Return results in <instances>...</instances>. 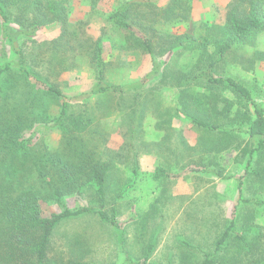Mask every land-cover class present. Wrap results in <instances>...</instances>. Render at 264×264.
Masks as SVG:
<instances>
[{
  "label": "rangeland",
  "instance_id": "374dc122",
  "mask_svg": "<svg viewBox=\"0 0 264 264\" xmlns=\"http://www.w3.org/2000/svg\"><path fill=\"white\" fill-rule=\"evenodd\" d=\"M9 3L12 42L6 44L7 57L0 27V66L6 59L13 69L0 76V160L6 157L11 174L1 169L0 183L11 185L15 195L37 197L40 216L50 217L63 211L54 190L77 177L66 206L102 210L124 230L122 244L119 232L98 214L66 218L50 237V263L131 264L130 257L147 258L146 264H203L210 255L228 264H264V151L246 174L256 140L241 117L242 111L253 116L254 107L228 86L196 77L211 70L215 77L232 78L264 109V29L218 54L230 38L236 8H261L264 23V0ZM123 6L127 29L111 18ZM98 48L106 84L124 87L152 77L141 88L70 101L60 124L61 100L27 83L16 52L48 85L75 96L100 81ZM184 91L224 130L203 135L183 111ZM19 117L28 121L16 124ZM26 139L28 148H16L15 141ZM159 167L173 176L156 178ZM95 169L104 176V202L96 194ZM232 221L247 241L218 247ZM1 238L0 264H6Z\"/></svg>",
  "mask_w": 264,
  "mask_h": 264
},
{
  "label": "trees",
  "instance_id": "16d2710c",
  "mask_svg": "<svg viewBox=\"0 0 264 264\" xmlns=\"http://www.w3.org/2000/svg\"><path fill=\"white\" fill-rule=\"evenodd\" d=\"M243 1L249 2L251 0H240V2ZM9 4V0H0V27L2 28L1 41H3L2 48L7 57L8 55L6 51V44L8 42H12V37L11 39L7 37L10 26L8 16L9 13L7 10ZM241 6H238L236 8L238 10L237 15L235 17H230L231 19L228 25V30L230 31L231 35L229 40L225 44L220 46V49L218 50V54L220 57H223L225 54H227L235 44L248 41L253 32L264 29V23L259 16V13L262 12L261 8L259 10L256 9V11L250 13L246 12V9L241 8ZM111 18L117 26L125 29L130 28V24L126 21V7L123 6L120 10L112 14ZM16 53H18L19 57V66H17L18 72L27 81V83L35 89L49 92L51 95L61 100V116L59 118L60 124L63 122L62 120L69 111L70 101L87 100L94 95L106 94L111 91L125 92L132 88H141L146 84L147 80L152 77V74H150L137 83L124 87H116L106 84L103 78V70L105 65L104 59L101 48H98L96 52V67L99 70L100 81L88 92L81 93L80 95L75 96H67L59 89L48 85L47 81L43 79V77L37 71L30 69L25 63L20 51H17ZM4 62L5 64L0 66V76L13 69V64L11 63V61H6L5 59ZM214 63L215 61L210 64V67L213 66ZM210 71L202 72L201 75L196 77H203L209 84L228 86L241 99L249 102L254 107L253 116H251L248 111H242L241 115L242 120L245 123L247 121L249 129L248 134L250 138L256 140V145L251 147L248 152V163L245 173L249 174V168L253 163L254 157H256L258 153L259 155H261L264 151V109L258 102L253 100L252 93L242 83L232 78L224 79L221 77H215L211 74ZM172 77L178 78V76L175 75ZM189 80L190 79H186L185 82ZM181 100L183 102V111H185L186 114L190 116L192 120H194V123L202 129L203 135L215 131H218L219 133L224 130V128L219 124L210 123L211 112L204 108L203 104L201 105L199 102L195 101L192 93L184 91V93H182ZM18 120L20 121L16 124L25 123L28 121L27 119H25V117H19ZM7 125L8 127L6 129L8 130L13 127L12 125ZM20 127L23 126L21 125ZM18 129L19 127H16V129H14L15 134L18 133ZM27 141L28 139L23 141L19 140L18 142L15 141L16 148L25 150L26 148H28L26 143ZM6 161V157H3L2 160H0V170L8 166V163ZM10 164L14 165L15 162L12 161L10 162ZM81 165L83 164L77 166ZM67 169L68 171L72 169V165H67ZM7 171L9 174H11L9 169H7ZM210 171L216 173L220 177L227 178L220 171ZM14 173H16V171H14ZM42 175L44 177L45 173L43 172ZM92 176L93 178H95V181L97 183L96 194L98 198L104 202V176L97 169L93 171ZM169 176L173 175L169 173L168 168L159 167L157 169L156 178H165ZM78 180L79 178L75 177L74 181L71 185H69V187L60 186L54 190L52 194L55 197L56 201L63 207V211L60 213H54L50 217L40 216L39 211L36 209V203L38 200L37 197H30L33 195L26 196L24 194L15 195L16 191L11 185H2V182L0 183V235H2L1 244L4 246L2 249V259H5L6 264H33L32 258H34V264H51L48 255L50 237L53 234V231L57 224L66 218L77 217L87 213L98 214L102 219L110 221V223L119 232V240L123 244L124 230L121 227V224L117 221V218L113 217L112 219H109V217H107V215L102 210L98 211L93 207H79L76 209H70L66 206L65 196L72 192L73 187L76 186ZM240 185H242V182H240ZM236 225V221L231 222L230 226L225 230L222 237L218 241V247L223 244H226V246L233 245L235 242L239 244L240 241L244 242V239L246 240L247 236L245 233L235 232L234 228ZM152 248L153 247H150V252L152 251ZM127 260L130 261L131 264H146L148 259L146 258L143 261H134L129 257L127 258ZM70 264L80 263L70 262ZM203 264L228 263L224 259L217 261L210 255H206Z\"/></svg>",
  "mask_w": 264,
  "mask_h": 264
}]
</instances>
